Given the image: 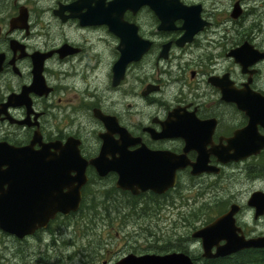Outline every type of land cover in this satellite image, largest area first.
Segmentation results:
<instances>
[{
	"label": "flooded vegetation",
	"instance_id": "1",
	"mask_svg": "<svg viewBox=\"0 0 264 264\" xmlns=\"http://www.w3.org/2000/svg\"><path fill=\"white\" fill-rule=\"evenodd\" d=\"M112 1L0 0V143L32 146L29 159L18 161L29 167L18 170V203L22 205L24 194H29L28 201L37 194L38 208L40 204L42 213L49 214L56 194L71 192L68 187L57 192L52 180L84 181L78 210L67 215L58 212L46 226L22 238L0 226V245L18 243V252L26 257H36L30 242L50 247L60 237L64 245L72 244L74 240H65L64 233L72 231L79 237L78 228L88 215L101 217V225L112 228L120 216L135 213L151 219L144 242L115 262L103 260L104 264H116L129 254L182 251L185 239L190 240L180 228L192 229L187 214L198 217L202 196L225 193L223 189L229 188L223 183L232 178L263 182L264 147L243 159L225 161L264 144V31L261 22L244 23V0H235L241 6L237 18L232 8L224 16L216 15L209 0H176L172 5L160 0L165 16L149 3L135 11L127 9L121 19L132 26L133 44L137 40L146 50L139 60L128 61L122 74L120 36L106 23L84 21L89 10L107 9ZM180 4L199 8L201 28L191 40L183 41L189 35L186 19L176 9ZM88 72H100L94 92L88 86ZM252 114L258 119L255 124ZM72 137L82 158L74 165L58 160ZM45 148L47 156L34 159L33 152L43 153ZM236 150L243 151L238 156ZM168 157L173 165H181L174 187L134 193L118 186L124 167L136 177L141 162L152 181L163 172ZM199 159L210 170L194 174L192 164ZM77 165L79 169H74ZM197 187L198 193L187 195ZM7 188L2 187L0 197ZM230 195L229 208L235 203ZM241 206L237 223L245 236L263 235L250 231L242 217L249 209L253 222L262 223L264 215L255 218L253 208ZM167 209L182 210L181 227L176 221L169 239L174 245L169 246L168 233H160V219H153ZM185 252L195 259L189 248ZM40 255L36 263H46L50 256Z\"/></svg>",
	"mask_w": 264,
	"mask_h": 264
},
{
	"label": "water",
	"instance_id": "2",
	"mask_svg": "<svg viewBox=\"0 0 264 264\" xmlns=\"http://www.w3.org/2000/svg\"><path fill=\"white\" fill-rule=\"evenodd\" d=\"M168 1L171 5L172 3L176 2V0ZM147 3L152 6V8L159 16L166 15L164 11L166 8L163 6V2L160 0H151V2L149 0H114L109 4L107 9L104 8L100 11L91 9L87 14H85L84 21L86 18H88L87 24L106 23L110 25L111 30L122 39V43L120 45L122 56L118 66L121 74L124 72L128 61L139 60L146 50V47L140 44L137 40L135 41V45L133 44V34L132 36L130 34L132 33L130 30L132 26L125 21L123 22L121 17L123 16L124 11H126L127 9H134L135 11ZM176 9L179 12V15H183L186 19L185 28L187 29V34L189 35V37L184 38L183 41L191 40L192 34L197 32L201 28L199 19L200 12H198L199 8L198 6L187 7L180 4L176 7ZM196 9L197 11H195ZM240 14L241 8L237 3L232 12V16L237 18ZM134 47L137 50L135 53L133 52ZM117 71L118 70L116 66V80H118ZM40 84L37 83V85ZM252 115V123L255 124L256 120L258 121V119L255 117V114ZM183 132L186 136V131ZM78 145L79 143L75 138H70L62 148L63 156H61L59 159L57 157V159L66 160L68 161V164L74 165L76 162L82 159ZM58 146L59 145H57L56 147ZM110 146H112V143ZM105 147H109L108 142H105ZM263 147L264 144L258 147L256 151L247 153V155H242L241 157L236 158L228 157V159H226L225 161H237L243 159L245 156L260 152ZM242 151L236 150L238 156ZM29 152H32L31 145L23 148H14L12 146H5L4 144L0 143V191H3L1 189L4 185L8 186L5 195L3 194V196L0 197V226L4 231L16 235L20 238L32 234L38 227L46 226L50 218H54L58 212H62L67 215L71 211L78 210L81 198L80 188L84 184V181H80L78 183L66 181L61 182V179L64 180L63 177L61 179L56 177L54 180H52L53 182H51V184L55 183L57 192H59V189L63 187L70 188L71 192L60 196L57 193L55 198L56 205L52 207L49 214L42 213L40 204L38 208V205L35 202V197H37V194H34L35 196H33V198L29 201V194H24V201L22 202V205L19 204L17 180L18 170L20 168L29 169V167H22V163L18 161L29 159ZM33 155L34 159H37L38 156L40 159H43L47 156V150L45 148L43 150V153L42 151L36 154L33 152ZM173 161V159L168 157L167 162L162 165L163 172L156 174L155 178H153L152 181H150L151 178L148 177L149 170H147V167L141 162L140 166H136V177L131 176V174L127 171L129 169L128 167H124L125 170L123 173H121V178L119 180L118 186L131 189L134 193H138L139 189L145 191L148 188H152L158 192H165L169 188L176 185V170L181 166H179L178 163L176 165H173ZM5 165H7V168L3 169V166ZM192 165L194 174H200L205 170H210L205 167L202 159H199L197 163H193ZM73 167L74 169H79L78 165L77 167ZM57 168H60V166H57ZM151 169H153V167H151ZM248 205L255 209L256 218L263 216L264 192H254L248 200ZM240 209L241 206L239 204H232L227 212H225L221 216H218L212 222L199 228L193 233L194 238H199L202 241L204 258L218 259L231 256L246 249H264V235L246 238L243 229L237 224L236 215L240 211ZM116 264L196 263L193 258L186 252H172L166 255L150 254L137 256L135 254H130L119 260Z\"/></svg>",
	"mask_w": 264,
	"mask_h": 264
},
{
	"label": "rangeland",
	"instance_id": "3",
	"mask_svg": "<svg viewBox=\"0 0 264 264\" xmlns=\"http://www.w3.org/2000/svg\"><path fill=\"white\" fill-rule=\"evenodd\" d=\"M209 1H211V5L208 4L209 9L211 8L210 10L213 9L214 11H217L216 15L221 16L226 15V10L229 8L233 9L235 4V0H225V5H223V0ZM243 5L246 10L244 23L250 25L253 21L261 22L264 31V0H244ZM88 73V86L91 90L90 92H94L97 85V74L100 76V72ZM89 135L92 134L89 133ZM262 180L263 182L244 183L239 179L232 178L231 181L223 183V186L229 188L227 190L223 189L225 193L218 195H216L217 193H212L211 195L202 196L200 200H198V217H192L191 214H187L188 217L192 219L191 222H189L192 229L190 230L188 227H183V229L180 228V231L183 232L185 238L188 237L190 240L187 242L185 239L181 250L185 251L189 248L191 253L201 259L203 253L201 242L197 239H195V241L193 238L190 239L191 233L194 230L207 225L229 208L232 201L230 199V193H233L234 202L249 208L247 201L250 195L254 191L264 188V177H262ZM198 189L199 187L193 189V191L187 193V195H193L195 192L198 193ZM217 196H220L221 198H217ZM181 211V209H178V211L167 209L161 211L159 217H153V219L156 220L160 219V233H165V231L168 233V245L171 243L174 245L173 240L169 239L174 236L172 228L175 226V222H179L178 227H181V216L179 215ZM183 213L186 214V210H183ZM112 217L115 218L116 216ZM188 217H186V219ZM84 219L83 225H81L77 231V234H80L81 231L79 237L75 236L72 231H66L64 233L65 240H74V242L70 245H64L62 238L60 237L58 238L57 244L50 245V247H46L42 244L39 245L37 242H30V252L32 253L36 251L34 254L36 257H26L25 254H20L18 252V243H7V247L0 245V264H104L103 260L105 259H110L112 262H115L124 254L133 251V246L144 242L146 237V224L151 220L148 216H139L135 213L129 216H120V218L117 219L120 222H116L112 228H109L101 225L103 222L99 216L93 217V223L89 222V217H84ZM242 219L248 222V228L250 231L255 230L254 233L256 234L264 232V222L254 223L249 209H246ZM48 242H50V240H48ZM40 254L50 255L49 258H45L46 263L42 260L36 263L37 259L41 257ZM71 255L73 257L69 259V256ZM200 262L202 261L200 260Z\"/></svg>",
	"mask_w": 264,
	"mask_h": 264
},
{
	"label": "trees",
	"instance_id": "4",
	"mask_svg": "<svg viewBox=\"0 0 264 264\" xmlns=\"http://www.w3.org/2000/svg\"><path fill=\"white\" fill-rule=\"evenodd\" d=\"M93 217H89V222L93 223ZM197 264H264V250H247L239 253L234 257L220 258V259H200L196 258ZM202 260V262H200Z\"/></svg>",
	"mask_w": 264,
	"mask_h": 264
},
{
	"label": "bare ground",
	"instance_id": "5",
	"mask_svg": "<svg viewBox=\"0 0 264 264\" xmlns=\"http://www.w3.org/2000/svg\"><path fill=\"white\" fill-rule=\"evenodd\" d=\"M72 72V71H71ZM98 73V72H97ZM68 74V73H67ZM93 74V73H92ZM66 76V75H65ZM87 76H88V73H87ZM84 77V76H83ZM78 78V77H77ZM80 78V77H79ZM94 78V77H93ZM81 79V78H80ZM90 79H91V75H90ZM89 80V79H88ZM83 81H84V79H83ZM68 84H69V82L68 81H66ZM65 83V82H64ZM67 83H65V85H67ZM76 83H77V80H76ZM78 83H80V82H78ZM83 83V82H82ZM92 83V82H91ZM85 87V86H84ZM83 87V88H84ZM87 87V86H86ZM81 89V88H80ZM83 90V89H82ZM85 91V90H84ZM196 261H198V260H196ZM202 261V260H201Z\"/></svg>",
	"mask_w": 264,
	"mask_h": 264
}]
</instances>
